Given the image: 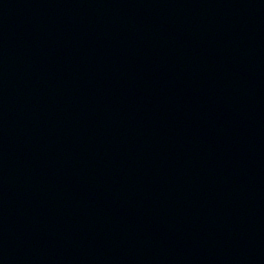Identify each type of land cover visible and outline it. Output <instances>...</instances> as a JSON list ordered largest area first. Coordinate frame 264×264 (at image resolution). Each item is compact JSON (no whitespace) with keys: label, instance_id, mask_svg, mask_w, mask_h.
Segmentation results:
<instances>
[{"label":"water","instance_id":"95a60500","mask_svg":"<svg viewBox=\"0 0 264 264\" xmlns=\"http://www.w3.org/2000/svg\"><path fill=\"white\" fill-rule=\"evenodd\" d=\"M0 264H264V0H0Z\"/></svg>","mask_w":264,"mask_h":264}]
</instances>
